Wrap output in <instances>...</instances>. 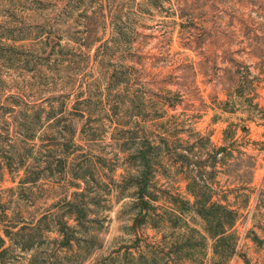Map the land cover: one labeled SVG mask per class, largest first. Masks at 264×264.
Instances as JSON below:
<instances>
[{"label":"rangeland","instance_id":"obj_1","mask_svg":"<svg viewBox=\"0 0 264 264\" xmlns=\"http://www.w3.org/2000/svg\"><path fill=\"white\" fill-rule=\"evenodd\" d=\"M201 160L240 212L232 257L172 211ZM5 248L0 264H264V0H0Z\"/></svg>","mask_w":264,"mask_h":264},{"label":"trees","instance_id":"obj_2","mask_svg":"<svg viewBox=\"0 0 264 264\" xmlns=\"http://www.w3.org/2000/svg\"><path fill=\"white\" fill-rule=\"evenodd\" d=\"M228 130L229 129H226L225 132L227 133ZM232 136H234V133H232ZM226 149V146L216 148V152L214 153L215 157H217L219 152ZM140 156L142 170L141 178L138 180V184L140 186L143 185L141 186V189H143L141 196L144 197L148 193L146 190L147 180L145 179L149 171V167H151V158L148 152H142ZM184 157H187V155H184ZM197 165L198 170L193 171V169H191L185 172L184 179L187 180V196L182 194H175L171 196L170 202L174 205L172 211L180 217L193 215L196 218H201L206 233L204 237H208L213 240V251L215 254L217 255L220 253V250H224L229 251V255L232 257L236 254L238 245V236L235 232V224L240 215L239 209L235 205H232L227 198L215 199V189L204 179V162L201 160L197 163ZM38 178L39 175L35 176L34 180H37ZM154 197L157 199V196ZM247 202H249V199ZM23 229L24 227L18 228L15 231L14 234L17 238L11 237V239H15L18 244L19 235ZM9 232L10 231L7 230L6 233L10 237ZM22 239V249L28 250L34 246V243L30 238L25 239V234H23ZM2 241L5 242V239ZM7 250L8 248H5L0 253L6 252ZM213 264L220 263L218 260H215Z\"/></svg>","mask_w":264,"mask_h":264},{"label":"water","instance_id":"obj_3","mask_svg":"<svg viewBox=\"0 0 264 264\" xmlns=\"http://www.w3.org/2000/svg\"><path fill=\"white\" fill-rule=\"evenodd\" d=\"M141 204H143V206L146 205L145 201L144 200H141Z\"/></svg>","mask_w":264,"mask_h":264}]
</instances>
